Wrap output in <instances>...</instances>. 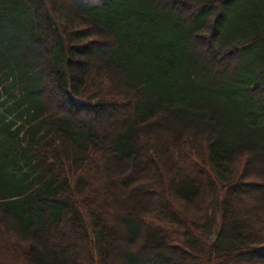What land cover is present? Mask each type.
I'll return each instance as SVG.
<instances>
[{"label":"trees","instance_id":"16d2710c","mask_svg":"<svg viewBox=\"0 0 264 264\" xmlns=\"http://www.w3.org/2000/svg\"><path fill=\"white\" fill-rule=\"evenodd\" d=\"M0 264H264V0H0Z\"/></svg>","mask_w":264,"mask_h":264}]
</instances>
